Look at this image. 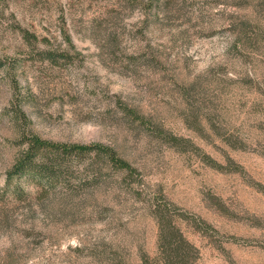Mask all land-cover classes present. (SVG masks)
Wrapping results in <instances>:
<instances>
[{
    "label": "rangeland",
    "instance_id": "374dc122",
    "mask_svg": "<svg viewBox=\"0 0 264 264\" xmlns=\"http://www.w3.org/2000/svg\"><path fill=\"white\" fill-rule=\"evenodd\" d=\"M234 1L0 0V264H141L157 205L194 264H264V49L231 27ZM31 135L113 147L132 172L8 191Z\"/></svg>",
    "mask_w": 264,
    "mask_h": 264
},
{
    "label": "trees",
    "instance_id": "16d2710c",
    "mask_svg": "<svg viewBox=\"0 0 264 264\" xmlns=\"http://www.w3.org/2000/svg\"><path fill=\"white\" fill-rule=\"evenodd\" d=\"M233 6L245 10L242 16L232 17L233 30L246 45L258 44L264 49V0H235ZM41 53L46 60L56 62L57 56L53 52ZM128 112L138 116L136 112ZM165 139L176 148L181 146L174 136ZM24 146L6 173L8 191L16 181L25 180L39 187L43 194L66 192L74 195L84 190H96L105 170L132 172L131 164L110 146L54 142L38 135L27 138ZM206 162L213 164L208 157ZM82 167L86 176H77ZM12 193L18 198L29 195L19 186ZM171 211L168 205L154 208L153 217L158 227L157 250L153 259L142 256L141 264H194L199 259V250L184 235Z\"/></svg>",
    "mask_w": 264,
    "mask_h": 264
}]
</instances>
